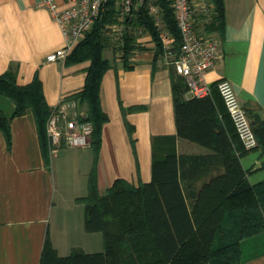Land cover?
I'll list each match as a JSON object with an SVG mask.
<instances>
[{"label": "crops", "instance_id": "0c3cea01", "mask_svg": "<svg viewBox=\"0 0 264 264\" xmlns=\"http://www.w3.org/2000/svg\"><path fill=\"white\" fill-rule=\"evenodd\" d=\"M46 1L0 0V75L14 72L19 85L29 84L38 75L50 109L64 98L63 107L71 116L87 115V103L67 97L83 89L91 61H67L81 40L65 58L47 60L50 52L65 46V39ZM52 1L61 7L70 2ZM224 2L222 31L209 32L208 24L200 25L202 33L219 42L221 55L205 72V80L216 85L220 79H228L250 117L258 114L264 119V0ZM102 38L107 48L103 57L111 64L101 82V104L109 116L103 125L97 161L98 186L104 194L118 178L135 185L150 182L153 138L176 135L177 124L172 85L175 68L167 57L154 60L152 36H141L142 45L131 50L127 58L117 55L110 38ZM126 60L131 68L125 66ZM191 96L190 91L185 93L186 98ZM0 108L12 117L15 105L0 94ZM11 130L10 147L0 131V264H40L47 233L58 250L59 243L72 238L76 225H84L85 210L75 200L88 194L95 151L91 146L56 150L48 137L47 157L30 109L12 118ZM177 149L179 154L208 152L181 137L177 138ZM241 161L251 171V183L264 180L261 149L247 152ZM222 170L211 167L197 179L184 181L186 192L192 195ZM71 173L75 182L68 180ZM244 245L242 264H264V232L244 240Z\"/></svg>", "mask_w": 264, "mask_h": 264}, {"label": "trees", "instance_id": "16d2710c", "mask_svg": "<svg viewBox=\"0 0 264 264\" xmlns=\"http://www.w3.org/2000/svg\"><path fill=\"white\" fill-rule=\"evenodd\" d=\"M158 1L166 25L175 37L172 57L167 56L151 15L143 9L136 22L152 36L154 60L167 57L171 61L180 52L182 34L170 0ZM211 1L215 14L206 29L222 31L225 2ZM113 10L111 3L110 12L95 23L67 59L68 62L91 61L83 89L72 93L67 100L87 103V116L82 119L93 124L91 147L95 151V164L89 176L88 194L78 200L84 204L85 230L101 232L104 250L87 253L75 248L69 255L60 256L47 233L40 264H242L244 240L264 232V180L255 184L249 180L251 171L241 161L249 150L238 135L217 84L213 85L211 95L186 98L188 83L175 70L172 85L177 134L153 138L152 180L135 185L118 178L101 194L97 161L103 125L109 120L101 104V82L111 68L109 60L103 57L102 28L112 21ZM133 47L128 40L126 58ZM124 64L131 68L127 60ZM0 94L15 105L12 117L0 108V131L8 147L12 145V118L30 109L48 157L47 122L51 109L38 75L29 84L19 85L14 72H5L0 75ZM250 118L258 140L256 149L264 154V119L258 114ZM178 137L195 142L208 152L179 154ZM211 167L223 170L192 195L188 194L184 181L197 179Z\"/></svg>", "mask_w": 264, "mask_h": 264}, {"label": "built area", "instance_id": "2783aa9c", "mask_svg": "<svg viewBox=\"0 0 264 264\" xmlns=\"http://www.w3.org/2000/svg\"><path fill=\"white\" fill-rule=\"evenodd\" d=\"M178 27L182 34V46L177 57L170 61L176 72L186 78L193 96L211 95L213 85L205 80V72L213 67L220 55L219 42L200 31L201 24H208L214 17L215 7L211 0H170ZM113 3L112 21L106 22L102 35L110 38L112 47L119 57L126 55L128 40L135 50L143 41L139 38L149 33L136 22L139 11L145 10L155 21L160 39L168 57H172L175 37L164 20V10L158 0H70L61 7L52 0L45 5L59 24L65 39V46L50 52L48 61L65 58L73 47L90 32L95 23L110 12ZM134 38V39H132ZM131 56V52L129 54ZM226 109L232 118L238 135L247 150L258 147V140L251 124V118L241 103L233 84L225 78L217 82ZM62 98L51 109L47 122L50 143L56 150L64 147L86 148L91 146L93 124L81 116H71Z\"/></svg>", "mask_w": 264, "mask_h": 264}, {"label": "rangeland", "instance_id": "374dc122", "mask_svg": "<svg viewBox=\"0 0 264 264\" xmlns=\"http://www.w3.org/2000/svg\"><path fill=\"white\" fill-rule=\"evenodd\" d=\"M104 50L106 53L107 48H105ZM171 59H173V58H171ZM68 180L75 182V176L72 173L69 174ZM65 196H66V198L69 199L68 195H65ZM78 199L75 200L76 204L81 206V208L83 209L84 204H83V202H81ZM75 228H77V229H75ZM52 243H53V241H52ZM58 246H59V249L57 251H58V254H60V255L69 254L75 248H81V249L88 251V252L104 250V242H103V237H102L101 232H88L85 230L84 225H82V227H77V225H76L73 228L72 238L71 239L66 238V241L59 243Z\"/></svg>", "mask_w": 264, "mask_h": 264}, {"label": "bare ground", "instance_id": "6f19581e", "mask_svg": "<svg viewBox=\"0 0 264 264\" xmlns=\"http://www.w3.org/2000/svg\"><path fill=\"white\" fill-rule=\"evenodd\" d=\"M86 36V35H85Z\"/></svg>", "mask_w": 264, "mask_h": 264}]
</instances>
